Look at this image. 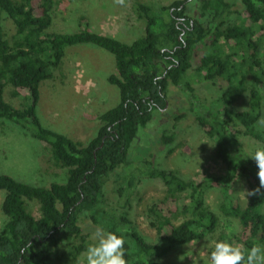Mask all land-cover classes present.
Instances as JSON below:
<instances>
[{
    "label": "trees",
    "instance_id": "trees-1",
    "mask_svg": "<svg viewBox=\"0 0 264 264\" xmlns=\"http://www.w3.org/2000/svg\"><path fill=\"white\" fill-rule=\"evenodd\" d=\"M240 10L227 0H175L159 11L136 4L144 33L130 43L83 29L75 33L48 31L57 0H0V120L12 122L30 137L44 142L65 181L30 185L0 174L4 196L0 210L6 217L0 229V264H48L50 247L64 241L73 260L86 249L87 234L79 224L85 214L91 223L125 238L127 264H160L154 257L201 241L219 228L216 239L245 247L264 244V188L240 205L232 196L238 180L248 191L259 187L257 167L240 143V136L264 145V124L258 128L264 98V0H238ZM4 14L13 25L7 37ZM90 44L112 54L115 73L107 77L118 89L119 102L97 117L98 129L87 143L43 127L36 114L39 83L60 69L67 46ZM190 76L226 83V91L204 106L194 98L192 110L200 131L214 143L221 175L199 172L185 179L172 169L150 168L123 177L129 151L154 111L165 109L169 84L192 94ZM28 102L15 108L3 98ZM193 97V96H191ZM245 97L246 107L234 109ZM185 112L172 116L173 122ZM30 126V128H28ZM175 124L162 130L160 143L174 141ZM168 153L172 150L168 149ZM113 177L116 200L107 203L104 187ZM158 179L165 195L144 212L159 243H148L129 216L140 178ZM219 188L223 200L218 215L206 203L208 189ZM26 200L38 203L39 216L27 210ZM233 219V220H232Z\"/></svg>",
    "mask_w": 264,
    "mask_h": 264
},
{
    "label": "rangeland",
    "instance_id": "rangeland-1",
    "mask_svg": "<svg viewBox=\"0 0 264 264\" xmlns=\"http://www.w3.org/2000/svg\"><path fill=\"white\" fill-rule=\"evenodd\" d=\"M52 14V22L48 31L59 33H75L83 29L90 32L107 35L123 43H130L144 33V22L137 17L136 4L149 5L153 11H159L175 0H57ZM233 3L235 10L241 9L238 0H227ZM3 28L7 37L13 33L11 21L1 14ZM115 73V61L112 54L90 44L67 46L61 67L55 71L53 78L44 80L38 86V101L36 114L43 127L62 133L70 139L87 143L94 137L99 121L97 117L114 107L119 102L118 89L107 81V77ZM192 87L191 97L188 93L169 84L167 88L168 103L165 109L154 111L145 129L139 131L129 151V165L122 168L123 177L137 176L139 171L147 170L150 160L159 169H172L183 178H193L196 173L207 172L218 176L224 172L222 163L214 157V143L198 128L194 113L196 102L204 104L217 98L226 91V83L216 79L213 83L190 76ZM92 96L94 97L92 100ZM3 98L11 106H25V98L13 97L11 87L3 90ZM212 102V101H211ZM234 109L246 107L245 97L237 99ZM185 112V116L173 122L172 116ZM174 123V141L167 146L160 143L162 130H169ZM264 124V98L262 116L257 127ZM30 128V126L28 127ZM29 130L0 120V174H7L24 183L36 186H48L51 182H64L65 169L54 165L49 147L42 141L30 137ZM243 148L250 152L260 146L257 142L240 136ZM213 144V145H212ZM168 149L172 152L168 153ZM114 182L111 176L104 187L107 203L116 200L113 190ZM248 192L243 180H238L232 189V196L240 205L245 204L244 198ZM165 195V187L158 179L140 178L132 196V209L129 216L134 220L138 231L148 243H159L153 229L148 227L144 212L152 202ZM4 191L0 190V203ZM222 192L219 188L208 189L206 203L218 215L219 221L225 223L219 211L222 202ZM27 210L39 216L38 203L26 200ZM264 215V205L262 206ZM6 217L0 210V229ZM233 220V219H232ZM79 224L87 234V246L93 242L95 233L103 230L91 223L85 214L79 217ZM219 231L207 235L203 240L193 242L174 249L154 259L160 264H208L207 255L211 245L216 240ZM52 255L48 264H85L83 252L73 260L64 241L50 247ZM190 255V256H189ZM183 256V259H179Z\"/></svg>",
    "mask_w": 264,
    "mask_h": 264
},
{
    "label": "clouds",
    "instance_id": "clouds-1",
    "mask_svg": "<svg viewBox=\"0 0 264 264\" xmlns=\"http://www.w3.org/2000/svg\"><path fill=\"white\" fill-rule=\"evenodd\" d=\"M245 158L252 159L256 164L259 187L249 190L246 194L244 192V198L246 195H255L264 188V145L251 150ZM196 242L193 241V246ZM125 256L124 236L112 231L99 230L95 233L93 242L84 250L82 260L85 264H127ZM179 259H183V256ZM207 260L208 264H264V244L254 243L250 247H245L231 240L216 239L212 242ZM198 261L197 259L195 264H198Z\"/></svg>",
    "mask_w": 264,
    "mask_h": 264
},
{
    "label": "crops",
    "instance_id": "crops-1",
    "mask_svg": "<svg viewBox=\"0 0 264 264\" xmlns=\"http://www.w3.org/2000/svg\"><path fill=\"white\" fill-rule=\"evenodd\" d=\"M93 98H94V97L92 96V100H93Z\"/></svg>",
    "mask_w": 264,
    "mask_h": 264
}]
</instances>
